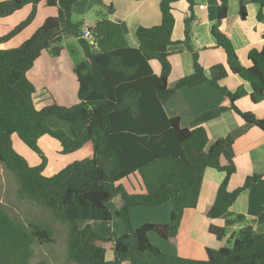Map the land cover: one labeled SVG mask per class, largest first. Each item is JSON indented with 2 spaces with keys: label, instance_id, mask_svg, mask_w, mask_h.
<instances>
[{
  "label": "trees",
  "instance_id": "1",
  "mask_svg": "<svg viewBox=\"0 0 264 264\" xmlns=\"http://www.w3.org/2000/svg\"><path fill=\"white\" fill-rule=\"evenodd\" d=\"M56 6L58 13L44 23L21 45L0 49V165L10 170L18 182L17 195L47 208L56 221L68 224L67 258L75 264H264V233L253 224H246L229 239L227 245L207 248L206 259L185 258L161 250L150 240L155 232L168 242L178 235L184 212L196 208L206 169L225 172L215 202L208 208L211 218L227 217L226 226H211L221 239L229 226L245 223L243 214L230 211L243 190L252 187L261 175L253 174L235 190L228 189L230 177L236 172L235 136L229 134L210 143L202 125L234 110L248 125L264 131V119L237 106L239 92L222 84L228 70L249 82L251 100L264 102V44L248 53L250 66L241 64L230 34L226 30L229 0H218V16L211 28L215 38L212 47L226 55V65H213L209 74L199 62L192 44V23L195 0H187L189 16L185 19V39L180 40L194 56L193 73L169 86L172 72L169 47L176 24L174 4L180 0H162L159 25L140 26L136 31L139 45L132 47L120 21L99 12L98 20L88 29L93 42L83 34L86 25L73 19L77 0H4L0 1V17H7L31 5L29 15L12 31L0 36L8 42L26 29L38 13L39 3ZM251 2L264 7V0H240V18L247 19ZM262 11L258 18L261 19ZM73 36L83 47L84 61L74 67L79 83V103L73 106L52 104L38 108L36 86L28 73L36 60L48 50L59 56L64 49L62 38ZM264 37V34H263ZM152 60L161 65L155 73ZM229 69H227V67ZM208 84L223 97L224 103L205 111L193 121V128L184 127L179 116H169L165 105L174 92L184 87ZM17 135L42 158L32 166L14 147ZM49 135L58 140L61 153L80 150L86 143L93 145L91 157L70 162L53 175L46 174L48 158L40 139ZM226 160V164L223 161ZM138 173L144 193H131L122 179ZM110 202H118L115 212ZM172 205L166 223L147 222L134 228L131 220L136 207ZM119 218L124 225L120 235L108 237L97 233L91 225L80 228L78 220H103L108 224ZM254 224L264 223V200ZM50 228H28L16 221L0 204V264H30L33 244L51 243ZM108 250L114 258L107 259ZM36 264H49L40 260Z\"/></svg>",
  "mask_w": 264,
  "mask_h": 264
},
{
  "label": "crops",
  "instance_id": "2",
  "mask_svg": "<svg viewBox=\"0 0 264 264\" xmlns=\"http://www.w3.org/2000/svg\"><path fill=\"white\" fill-rule=\"evenodd\" d=\"M161 1L77 0L73 6V18L75 15L84 17L82 21L86 27L92 26L98 20L97 15L99 12L107 13L109 8L113 7V11L108 14V17L122 23L128 43L132 47H137L139 45L136 35L138 27H152L161 23ZM195 1V19L191 30L192 44L198 52L199 62L209 74V70L213 65L219 63L226 65L224 51L212 47L215 38L211 33V28L218 16L219 2L218 0ZM31 9V5H27L10 16L0 17V36L12 31L29 15ZM247 9L248 17L242 20L240 18V0H229L228 19L226 21V30L230 34L231 43L238 53L241 64L244 66L251 65V61L248 59L249 51L253 48L260 49L264 44V7L261 8L258 3L251 2L247 5ZM259 11H262L261 19L258 18ZM57 13L58 8L56 6H49L45 1L40 2L38 13L32 24L10 41L0 43V49L18 47L32 36L47 17L55 16ZM173 13L176 24L172 35L175 42L169 47L170 62L172 64V72L169 77L170 87H175L182 77L194 71L193 53L183 43L179 42L185 39V19L190 14L188 1L180 0L175 3ZM64 39L65 37L62 38L64 49L59 56L53 55L48 50L44 51L28 73L29 78L36 86L35 102L38 108L52 104L73 106L80 101L78 97L79 83L74 73V67L77 64L68 52L67 46L63 44ZM81 56L83 58L79 63L84 61L86 54L84 53ZM151 64L154 72L159 74L161 72L160 63L157 60H152ZM227 69L229 68L227 67ZM222 84L232 91L239 92L240 97L237 100V106L240 110L250 111L256 117L264 119V102L259 104L252 102L250 95L252 87L249 82L228 70V75L222 81ZM223 103L224 97L217 90L208 84H201L176 90L166 103L165 109L169 116H179L182 126L193 128L192 123L200 114ZM202 125L208 131L210 143L229 134H233L236 138L234 161L237 170L230 177L228 183L230 191L242 186L250 175L257 174L261 177L252 187L242 191L230 209L233 213L243 214L246 217V222L229 226L225 235L219 239L216 234L211 232L210 227L212 225L217 227L226 226L227 217L211 218L207 215V211L215 202L225 172L215 168L206 169L197 207L185 210L177 237L173 242L167 241L172 249L170 253L193 259H206V249L208 247L219 248L225 246L230 237L246 224H253L258 232L264 233V223L258 225L253 222L259 216L264 200V131L258 126L248 125L232 109H228L219 117L204 122ZM45 136L40 139L39 143L48 140ZM80 150L90 153L85 158L91 157L93 145L88 142ZM226 162V160L223 161L224 164ZM56 171L52 169L49 175L55 174ZM119 183L131 193L145 192V187L138 173L122 179ZM114 204L115 206L119 205L118 202ZM138 209L143 211L137 212ZM153 210V207H136L132 210L131 217L136 212L142 214L140 218L145 214H151L150 217L156 215L154 216L156 219L143 220V224L147 222L166 223L169 221L172 210L171 204H163L157 211ZM120 231L119 235L124 232L123 230ZM153 238L155 239V245L162 250V247L156 244L162 245L161 241L156 236H153ZM109 251L112 252L111 256H108ZM108 252L107 259H113V251L108 250ZM124 264H131V262L127 260Z\"/></svg>",
  "mask_w": 264,
  "mask_h": 264
},
{
  "label": "rangeland",
  "instance_id": "3",
  "mask_svg": "<svg viewBox=\"0 0 264 264\" xmlns=\"http://www.w3.org/2000/svg\"><path fill=\"white\" fill-rule=\"evenodd\" d=\"M83 18L84 17L75 15L73 19L75 21H82ZM63 44L67 46L68 52L72 55V59L75 64H78L83 58L81 55L84 54V50L80 42L75 37L69 35L65 37ZM45 137L48 140H43L40 143V146L48 158L45 170L48 175L52 169L56 171L58 168L57 171H59L70 162L83 159L90 154L85 153L83 150H77L70 154H63L61 153V145L58 140L49 135H46ZM13 144L15 149L22 154L24 158H26L30 165L36 166L42 162L40 155L29 148L16 135L13 136ZM17 188L18 182L13 173L8 170L5 165H0V204L5 207V209L16 221L25 224L28 228L32 229L37 226L45 227L52 229L54 232L53 242H35L33 244L34 256L32 257L30 264H36L40 260H46L49 264H75L67 258L68 224L56 221L47 208L42 207L31 200L19 198L17 195ZM165 204L170 205L169 202ZM108 205L111 210L114 211V202H110ZM161 206L153 207V211H157V209ZM138 211L143 210L138 209L137 212ZM137 212L131 217L134 228L139 227V224H143V220H150L152 218L156 219V217H154L156 215L150 217L151 214H145V216L140 218L142 214ZM78 225L80 228L91 225L97 233L106 237H108L112 232L119 235L118 233L121 232L120 230L124 231L123 222L115 216L113 221L109 224L103 220H78ZM151 233L149 234L151 242L155 244L153 236H156V238L158 237L157 239L161 241L160 243H162V245H159V243L156 244L161 246L164 252L172 254L170 253L172 252L170 244L155 232ZM111 253L112 252L109 251L108 256H111Z\"/></svg>",
  "mask_w": 264,
  "mask_h": 264
},
{
  "label": "built area",
  "instance_id": "4",
  "mask_svg": "<svg viewBox=\"0 0 264 264\" xmlns=\"http://www.w3.org/2000/svg\"><path fill=\"white\" fill-rule=\"evenodd\" d=\"M83 34H84V37L90 41V42H93L94 40V37H93V34L91 33V31L88 29V27H85L84 30H83Z\"/></svg>",
  "mask_w": 264,
  "mask_h": 264
}]
</instances>
